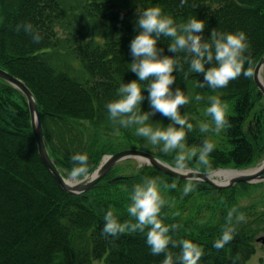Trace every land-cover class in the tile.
I'll list each match as a JSON object with an SVG mask.
<instances>
[{"label":"trees","instance_id":"16d2710c","mask_svg":"<svg viewBox=\"0 0 264 264\" xmlns=\"http://www.w3.org/2000/svg\"><path fill=\"white\" fill-rule=\"evenodd\" d=\"M263 56L264 0H0V68L33 93L65 177L81 179L123 148L192 168L255 164L264 115L253 109L264 97L253 72ZM0 84V264H248L264 213L218 220L215 211L197 224L184 214V184L220 210L225 190L147 165L122 178L115 167L69 194L41 161L25 97ZM222 99L230 107L215 144L194 126L197 107L212 118ZM125 126L136 131L120 147L111 136ZM157 135L159 147L146 139ZM180 147L192 153L184 162ZM245 186L229 190L234 202Z\"/></svg>","mask_w":264,"mask_h":264},{"label":"rangeland","instance_id":"374dc122","mask_svg":"<svg viewBox=\"0 0 264 264\" xmlns=\"http://www.w3.org/2000/svg\"><path fill=\"white\" fill-rule=\"evenodd\" d=\"M261 77H262V81L264 84V69L261 72ZM255 86H256V84H255ZM0 87H2L1 84H0ZM125 92L129 94L130 91L125 90ZM128 94L125 96V101L127 100ZM263 97H264V95H263ZM222 98H224V97H222ZM255 103H256L255 104L256 107L253 110L254 111L258 110L260 115L263 116L264 115V107H262V106H264L263 98L259 100L258 98L255 97ZM218 105H219V111L212 118L209 117V115L207 114L206 111H205L204 117L201 116V111L208 109V107H204V108H200V106L197 107V109H199L200 116H199L198 123H196V125L194 126L195 128H201L204 132H207V136L215 144L223 143L224 136L222 134V130H223L222 119L224 118L225 114L228 113L229 107H230L229 102L226 100H223V99L220 100ZM159 106H162V104H159ZM118 123H122V122H120V120H119ZM194 127H193V129H194ZM125 128H127V129L122 130L121 132H117L116 134L111 136L113 143H115L116 145H119L120 147L124 146L125 143L127 142V138L125 137L127 135V132L129 133V132L136 131V129H134V131H133L132 127H126L125 126ZM146 139H147L149 144H152L156 147H159L160 144H159L158 135L157 136H148ZM126 149H136V148H123L119 151L126 150ZM136 150H140V149H136ZM183 151L184 152L181 151V147H180L178 149V151L175 152V154L177 153V155H178L177 156L178 160H180L181 162H184L185 160H187L190 157V155L192 154L190 150L185 151L183 149ZM105 156L106 155H103L102 158H104ZM132 160H133V162L131 163L132 164L131 166H130V164H127L126 162L124 163V160L121 161L120 164H118L116 166L117 168H116L115 173L121 174L119 178L126 177V175H129L131 171H134L135 169L141 168L143 165H145V163H143L140 160H137V159H132ZM262 160L263 159H259L257 162H255V164H253L247 168H231V167L225 168V169L221 168V167L212 168V166L211 167L209 166L210 162H206V160L204 162L205 164H203L204 166H197L194 168L185 167L180 162H176V163L172 164V166L175 169L182 170L184 172L185 171H198L201 173H213V172L218 171V170H227V169L237 170V171H246V170H250V168L254 169V167L259 166L261 164ZM122 168H123V170L121 171ZM201 168L205 169V171H201L202 170ZM68 179L74 180L72 177H69ZM222 180H223V178H220V177L213 179V181H215L217 183H222L221 182ZM231 188L232 187H228L227 189H224L225 193L220 196V202L222 203V209L220 210L219 205L217 203V202H219L218 198L214 199V198H211L210 196H208L206 194L200 195V194H198L199 191L194 189L191 184H187V185L184 184V186H183L184 191H187L188 193L191 194V199L189 200V202L191 204L185 210V213H184L185 216H188L192 220H195V222L197 224H202V223H205L211 217L216 216L215 211L218 212V214H217L218 220H221L220 217H222L223 213L230 215V214H232V212H236V213H242L241 217H243L244 221H248V220L253 221L255 216H257L261 213H264V181H260V182H257L255 184L249 183L245 187L235 189L236 190L235 202L232 199L231 193L229 191ZM226 190H228V191H226ZM179 200H182V199L179 198ZM199 206L201 208H200V211L198 212ZM238 210H240V212ZM255 229H257V231H258L257 234L255 235V239L258 237H260V239L263 238L264 237V223H261V224L258 223L257 226L255 227ZM255 239H254V244H253L254 245V252H253V255L251 256L248 264H264V244L261 242V240H259V242H256Z\"/></svg>","mask_w":264,"mask_h":264},{"label":"water","instance_id":"95a60500","mask_svg":"<svg viewBox=\"0 0 264 264\" xmlns=\"http://www.w3.org/2000/svg\"><path fill=\"white\" fill-rule=\"evenodd\" d=\"M264 67V56L260 59L259 63L256 65L253 73V81L260 90V92L264 95V84L261 77V71ZM0 80L5 81L10 84L14 88H16L27 100V105L29 108L30 116H31V129L35 141L37 143L38 154L41 158L42 163L51 173L52 177L59 184V186L65 192L69 194H81L83 192L88 191L91 187H93L96 183H98L115 165L119 162L126 159H137L150 165L162 172L163 174L170 176L176 179L183 180H198L207 183L214 189H225L228 187H232L233 185L243 182V183H253L256 181H260L264 179V159L258 171L251 174H242L236 177L231 178L225 183H217L210 178L211 173H201L198 171H182L175 169L171 165L159 160L156 156L147 153L142 150L136 149H126L114 153L112 155L106 156L103 161L97 166V168L92 171L90 174L86 175L82 180L78 181H68L61 174L60 170L57 168L55 162L49 156L47 151V147L45 144L43 129L41 125V119L39 115V110L33 96V93L30 89L25 85V83L7 73L6 71L0 69ZM264 242V237L259 239Z\"/></svg>","mask_w":264,"mask_h":264},{"label":"bare ground","instance_id":"6f19581e","mask_svg":"<svg viewBox=\"0 0 264 264\" xmlns=\"http://www.w3.org/2000/svg\"><path fill=\"white\" fill-rule=\"evenodd\" d=\"M258 169H251L248 171H237V170H218L210 174V178H223L222 183L230 180L233 177L242 175V174H251L257 172Z\"/></svg>","mask_w":264,"mask_h":264}]
</instances>
